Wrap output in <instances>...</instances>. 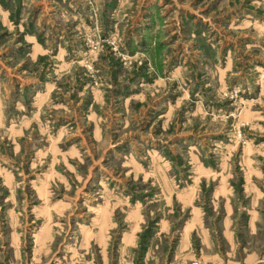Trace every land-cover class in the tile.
I'll list each match as a JSON object with an SVG mask.
<instances>
[{
	"label": "clouds",
	"instance_id": "obj_1",
	"mask_svg": "<svg viewBox=\"0 0 264 264\" xmlns=\"http://www.w3.org/2000/svg\"><path fill=\"white\" fill-rule=\"evenodd\" d=\"M111 3L0 4V264H264V0Z\"/></svg>",
	"mask_w": 264,
	"mask_h": 264
},
{
	"label": "rangeland",
	"instance_id": "obj_2",
	"mask_svg": "<svg viewBox=\"0 0 264 264\" xmlns=\"http://www.w3.org/2000/svg\"><path fill=\"white\" fill-rule=\"evenodd\" d=\"M170 0H165V3H169ZM203 0H196V3L199 4V3H202ZM0 4H5V6H7V0H0ZM115 6V0H112V3L109 5V7H114ZM22 0H15V11L13 12V18L14 19H17L21 14H22ZM145 11H154L155 13V16H158L159 15V11L160 9L159 8H148L146 7L145 8ZM207 14V13H205ZM155 16L151 17V19H153V26H154V21H155ZM196 18L194 16H192L191 14H189L187 16V19L185 20L184 22V31L187 32L188 31V28H189V24H188V21H194ZM162 22V20H161ZM194 26H198L200 28H206L207 25H205L202 21L199 22L198 25H194ZM150 27H146L144 29V31L146 33L150 32ZM197 35H199V33H197ZM151 39L150 36H145V46H147V42ZM176 39V37H173V41ZM131 42H130V47H131ZM165 47V45H162V44H158L157 45V48H156V56L159 57L161 51L163 50V48ZM200 47H204L202 42L200 44ZM204 52H205V55H209L210 53L208 52V50L205 48L204 49ZM113 63L114 64H118L119 62L116 61V60H113ZM173 63H176V61L174 60ZM146 78V77H145ZM25 100H27V90H25ZM246 223V221H245ZM152 231L150 230L147 234L149 235Z\"/></svg>",
	"mask_w": 264,
	"mask_h": 264
},
{
	"label": "crops",
	"instance_id": "obj_3",
	"mask_svg": "<svg viewBox=\"0 0 264 264\" xmlns=\"http://www.w3.org/2000/svg\"><path fill=\"white\" fill-rule=\"evenodd\" d=\"M152 236V232L148 235V234H146V239L148 238V237H151ZM145 250H146V248H147V245L145 244Z\"/></svg>",
	"mask_w": 264,
	"mask_h": 264
}]
</instances>
